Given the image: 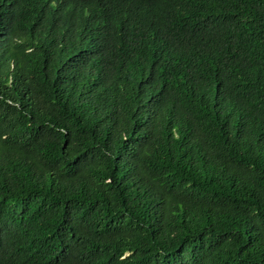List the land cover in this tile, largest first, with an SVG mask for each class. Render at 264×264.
I'll use <instances>...</instances> for the list:
<instances>
[{
  "label": "trees",
  "instance_id": "trees-1",
  "mask_svg": "<svg viewBox=\"0 0 264 264\" xmlns=\"http://www.w3.org/2000/svg\"><path fill=\"white\" fill-rule=\"evenodd\" d=\"M0 264H264V0H0Z\"/></svg>",
  "mask_w": 264,
  "mask_h": 264
}]
</instances>
